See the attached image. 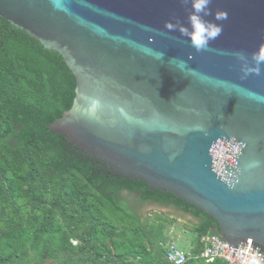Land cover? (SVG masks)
I'll list each match as a JSON object with an SVG mask.
<instances>
[{"label": "water", "instance_id": "obj_1", "mask_svg": "<svg viewBox=\"0 0 264 264\" xmlns=\"http://www.w3.org/2000/svg\"><path fill=\"white\" fill-rule=\"evenodd\" d=\"M211 7L228 19L200 52L164 27L187 24L190 6L180 0H0V19L57 53L75 79L72 105L51 132L119 176L194 206L229 247L264 254V65L245 76L234 54L264 47V0ZM219 141L239 148L225 179L212 168ZM146 210L197 222L153 203L138 214Z\"/></svg>", "mask_w": 264, "mask_h": 264}, {"label": "trees", "instance_id": "obj_2", "mask_svg": "<svg viewBox=\"0 0 264 264\" xmlns=\"http://www.w3.org/2000/svg\"><path fill=\"white\" fill-rule=\"evenodd\" d=\"M75 87L57 53L0 24V264H170L166 229L176 220L140 217L146 203L191 215L197 222L185 227L195 236L190 253L198 255L199 238L218 235L215 220L119 176L49 130L70 109ZM122 193L137 195L136 202Z\"/></svg>", "mask_w": 264, "mask_h": 264}, {"label": "built area", "instance_id": "obj_3", "mask_svg": "<svg viewBox=\"0 0 264 264\" xmlns=\"http://www.w3.org/2000/svg\"><path fill=\"white\" fill-rule=\"evenodd\" d=\"M238 153L237 144L224 141L217 142L210 151L213 171L225 179L227 170L234 166ZM167 236L169 238L164 245L165 260L170 264H185L190 258L202 259L205 263L219 260L224 264H255L259 260L260 264H264V254L241 245H236L233 249L217 235H204L199 238V243L203 245V249L198 255H193L190 252L185 253L174 246L175 233L172 228H168Z\"/></svg>", "mask_w": 264, "mask_h": 264}, {"label": "clouds", "instance_id": "obj_4", "mask_svg": "<svg viewBox=\"0 0 264 264\" xmlns=\"http://www.w3.org/2000/svg\"><path fill=\"white\" fill-rule=\"evenodd\" d=\"M180 3L190 6L187 11V24L165 21V29L169 31L178 30L181 36L188 38L191 46L197 52L208 50L211 42L222 34L223 24L218 23V21L227 20V12L221 9L213 10L211 7L213 0H180ZM207 17L212 18L207 19ZM234 54L237 60L244 62L241 66L245 76L260 74L261 66L264 65V47H260L251 53L250 58L243 51H237ZM158 58H162V53L158 55ZM255 264H260V261L257 260Z\"/></svg>", "mask_w": 264, "mask_h": 264}, {"label": "rangeland", "instance_id": "obj_5", "mask_svg": "<svg viewBox=\"0 0 264 264\" xmlns=\"http://www.w3.org/2000/svg\"><path fill=\"white\" fill-rule=\"evenodd\" d=\"M162 214L159 213L157 211L154 210H146L144 211L140 217L144 218V217H149V216H153L154 214ZM165 215V214H162ZM168 216V215H165ZM169 218H174L171 216H168ZM176 222L174 224H172V226L167 227L166 229V234H168V228H172L174 233H175V238L173 240L174 246L180 250L183 251L185 253H188L189 250L191 249L192 245L195 244V236L192 232V230H190L189 228H186L187 225L189 226H193L188 222L176 219ZM180 222V223H179ZM183 225H182V224ZM186 226V227H185ZM169 238V236H167V239ZM72 244H75V242L73 241Z\"/></svg>", "mask_w": 264, "mask_h": 264}, {"label": "flooded vegetation", "instance_id": "obj_6", "mask_svg": "<svg viewBox=\"0 0 264 264\" xmlns=\"http://www.w3.org/2000/svg\"><path fill=\"white\" fill-rule=\"evenodd\" d=\"M0 24H8L6 21L0 19Z\"/></svg>", "mask_w": 264, "mask_h": 264}, {"label": "crops", "instance_id": "obj_7", "mask_svg": "<svg viewBox=\"0 0 264 264\" xmlns=\"http://www.w3.org/2000/svg\"><path fill=\"white\" fill-rule=\"evenodd\" d=\"M180 223V222H179ZM182 224V223H181ZM183 225V224H182ZM190 229V228H189ZM191 230V229H190ZM195 247V244L192 245L191 249L189 250V252H191V250ZM188 252V253H189Z\"/></svg>", "mask_w": 264, "mask_h": 264}]
</instances>
